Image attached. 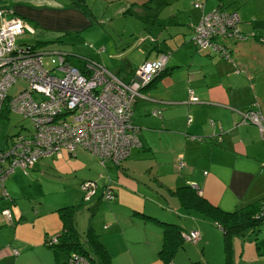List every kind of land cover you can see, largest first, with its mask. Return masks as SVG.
Listing matches in <instances>:
<instances>
[{
    "label": "crops",
    "instance_id": "obj_1",
    "mask_svg": "<svg viewBox=\"0 0 264 264\" xmlns=\"http://www.w3.org/2000/svg\"><path fill=\"white\" fill-rule=\"evenodd\" d=\"M73 1L65 0L69 6L73 5ZM83 1L85 2V0ZM108 1L125 3L129 7L127 10L131 11L130 13L135 10L141 14L146 21L145 24L153 19L155 24H159L163 28L169 25L175 26V34L170 32L169 38H175L181 33L186 36L188 31L184 27L194 29V26L200 21L203 11L204 13L210 12L218 6L236 12L239 17V30L248 32L249 28L243 26L241 29L239 23L258 16L259 11L249 9L253 3H261V6L264 7V0ZM60 3L61 0H0V8L12 9L17 16L29 23L28 26L30 25V28L33 29V32H29V34H36L37 28L46 26L48 19L44 16L50 17L55 14L60 8ZM197 3L203 4V8L196 6ZM168 8L170 10H167ZM243 35L246 36L244 40L231 38L226 43L224 42L229 49L230 60L213 53L206 52L205 55L222 59L217 60L218 63L230 61L236 75L231 74L233 72L229 68H225L220 72H213L212 76L208 73L210 69L201 65L202 59L198 55H194L192 61L200 64L196 69L199 75L195 77L194 81H191L188 78V73L191 70L190 66L193 65L186 60L184 62L177 59L167 62L165 69L153 84L143 90V92L148 91L145 94L146 98H140L135 103L132 117L136 109H146L151 113L154 110L160 111H158L159 116L153 114L154 124L157 125L153 131L160 140L163 138L171 142L166 146H160L159 142L148 140L144 136L145 134L140 131L141 128L138 127L140 146L135 147L128 157L116 165L117 168H122V171H116V179H111L109 183L113 187L117 200L109 206L104 221L93 224L96 232L100 228V239L110 256L111 264L115 263V260L112 261V255H116V249L112 244L115 246L120 244V247L124 245L128 249L127 245L132 242V238L136 239L137 246H140L137 252L141 256H145V252H151L154 256L156 250L161 246L162 227L143 218L142 213L161 220L165 218L176 220L181 226L183 234L192 231L198 232L199 238L196 242L185 237L182 247L176 251L171 263L168 264H195L196 262L201 264H222L223 262L225 264H264V228L262 226H258L259 228L254 230H247L243 235L233 234L228 240H225L221 229L197 210L185 208L187 211L181 212L182 206L177 196L172 193L173 189H167L173 195V199L169 201L171 207L166 208L165 211L164 209L155 211L141 200L122 194L120 191L121 187L125 186L128 191L137 192L138 187L132 182L133 177L130 174H135L132 171V165H135L133 163L137 162L136 159L142 158V160H149L147 164L151 165L148 174L155 172L164 187H166L164 185L166 179L173 182L169 185L170 188L182 186L184 183L185 185L195 184L203 197L224 210L233 211L264 199V134L261 135L257 124L239 123L241 116L238 111H235V109L251 108L259 110L264 117V100L261 93V88H264V40L255 39V37L244 33ZM158 42L155 41V43ZM120 46L116 45V48H120ZM152 49H157V53L164 50L161 44L158 46L155 44L152 45L148 55ZM123 50L124 47H122ZM123 70L122 66L119 71L114 73L123 79H129L134 71L133 68L125 72H122ZM258 73L262 76L260 83L256 80ZM199 79H202L205 85L201 82L195 83ZM179 81L183 82L185 86H194L192 90L198 97V102H190L188 99L187 102H177L180 96L172 88ZM244 87H248V95L241 93V89ZM236 92H239L240 95H234ZM207 96L210 97L202 102V98ZM159 105L161 108L157 107ZM178 105H182V108L179 113H176L172 107ZM215 107L217 110H213ZM204 111L206 114H200ZM179 156H181L183 165L180 169L178 168L177 172L176 162ZM107 161L113 162L107 159L104 166L108 164ZM154 161H156V165H153ZM37 162L31 169H37ZM163 164L169 167L165 176L162 175L159 168L156 171L154 168L155 166L161 167ZM14 173L15 171L6 179L5 188L12 184V181L18 182ZM86 173L89 179L97 181L96 173L93 171ZM107 173L112 176L114 170L112 171L109 167ZM154 180L160 183L156 177ZM9 193L13 194L12 191ZM0 197L3 196L0 195ZM97 205L98 202H95L92 206L94 207L93 214ZM184 213L188 215L185 218L188 223L179 219ZM117 232L122 234L123 244L117 243L115 238ZM3 254L0 253V256Z\"/></svg>",
    "mask_w": 264,
    "mask_h": 264
},
{
    "label": "rangeland",
    "instance_id": "obj_2",
    "mask_svg": "<svg viewBox=\"0 0 264 264\" xmlns=\"http://www.w3.org/2000/svg\"><path fill=\"white\" fill-rule=\"evenodd\" d=\"M261 5V3H253L249 8L259 11L258 16L239 23L240 28L243 26L249 28L248 32L241 30L244 34L264 36V7ZM59 7L58 11L50 16L51 18L47 15L44 16L48 19L45 26L47 28H37L36 34H29V31L27 32L25 29V33L16 37L17 45H20L24 50L37 49L42 53L46 69L54 68L59 64V57H62L67 59V61L65 60L67 63L82 70L86 63L80 66V58L85 57L111 72L119 71L122 66L124 67L122 72L133 68V76L135 70L148 61L146 59L150 60L154 57L160 59L162 56H168L167 62L180 59L193 65L190 66L188 78L194 81L195 77L199 75L196 69L200 64L192 60L194 55H198L202 59L201 65L210 69L208 70L209 74L212 75L213 72L229 68L233 72L231 74L236 75L230 61L218 63L217 60L222 59L216 56L212 58L205 56V51L197 49L193 41L194 29L192 27H184L188 31L186 36L181 33L175 38H169V33L176 31L175 26L169 25L163 28L161 25L155 24L153 19L145 24V19L135 10L132 13H125L124 11L129 7L120 1L85 0L84 2L83 0H74L73 5L69 6L65 0H61ZM222 39L225 43L231 40L229 38ZM155 41L159 42L155 43ZM155 44L157 46L161 44L164 50L157 53V49H152L148 55L152 45ZM116 45L121 46L116 48ZM122 47H124L123 51ZM146 55L148 56L146 57ZM68 59L71 60L68 61ZM162 72L159 71L157 74ZM117 76L122 79L120 75L117 74ZM261 79L262 76L258 73L256 76L258 83ZM147 82H143L141 88ZM199 82L205 85L202 79L195 83ZM24 85V81L19 80L7 90V93L13 96ZM247 88H242L241 93L248 95ZM172 89L180 96L177 102H187L189 90L194 89V86H185L183 82L179 81L173 85ZM147 92H141L142 98H146ZM261 93L264 100V88H261ZM234 95L239 96L240 94L236 92ZM209 97H203L202 102H205V99ZM181 106L172 108L176 113H179ZM157 107L161 108L160 105ZM213 110H217V108L215 107ZM148 111L136 109L132 117L133 126L137 129L140 127V131L145 134L144 136L148 140L159 142L160 146H166L171 141L163 138L160 140L159 136L154 133L153 128L157 125L154 124L153 114L151 111L148 114ZM235 111H238L239 114L241 112L237 109ZM200 114H206V112ZM33 128V123L29 119H25L22 114L10 112L4 108L0 114V148L8 146L12 137L28 134ZM136 161L133 163L135 165H132V171L135 174L130 175L138 190L136 193H132L122 186L121 193L141 200L155 211L169 209L171 207L169 201L173 199V195L167 189L174 190L180 185L170 188L169 185L173 182L166 179V183H164L166 187H164L155 172L148 174V170L151 169V165L147 164L149 160L138 158ZM107 163L104 166L97 156L89 150L79 147L74 153L64 150L53 156L41 157L37 162V169L30 168L25 172L20 167L15 168L14 176L17 177L18 182L12 181V184L5 188L8 190L7 195L0 197V210L2 209L0 211V253H4L0 256V264H61L68 257L66 252L60 250L56 254L50 247L52 240L62 232V221L58 208L67 205L73 206L74 223L81 233L86 232L89 226L93 227V224L104 221L109 206L117 200L113 188L110 190L112 196L108 197L106 185H110L111 179H116V171H122V168H117L115 163L110 161ZM153 165H156V161L153 162ZM109 167L112 171L114 170L112 176L107 173ZM154 168L155 171L159 168L163 176L169 171V167L165 164ZM176 169L178 172V162H176ZM88 171L96 173L97 188L93 193L85 191L81 186L83 181L89 179L86 173ZM154 177L160 183L156 182ZM159 190L164 192H159ZM10 191H12V195L9 193ZM95 202H98V205L93 214L92 206ZM3 208L10 211L11 220L5 217ZM180 211L186 212L187 210L181 207ZM187 216L184 213L179 219L188 223L185 221ZM217 227L219 226L217 225ZM97 233L100 234V228ZM115 238L117 243L123 244L120 232L115 234ZM112 246L116 249V255H112V261L115 260L116 264H166L158 255L162 243L154 256L151 252H145L146 255L141 256L137 252L140 246H137L136 239L133 240V238L132 242L127 245L130 251L124 245L120 247V244L119 246L112 244ZM200 250L201 247L199 252ZM195 264L201 263L196 262Z\"/></svg>",
    "mask_w": 264,
    "mask_h": 264
},
{
    "label": "built area",
    "instance_id": "obj_3",
    "mask_svg": "<svg viewBox=\"0 0 264 264\" xmlns=\"http://www.w3.org/2000/svg\"><path fill=\"white\" fill-rule=\"evenodd\" d=\"M238 21L237 13L232 11L215 9L203 13L194 28L197 49L229 58V49L222 38L244 39ZM25 29L33 32L12 9L0 8V114L6 108L22 114L34 125L28 134L16 135L8 146L0 148L1 196L7 195L5 181L15 168L27 172L41 157L64 150L74 153L77 147L89 150L103 165L107 159L118 165L128 157L131 149L140 145L138 129L132 123V109L141 97V85L162 71L168 61V56L148 60L135 70L130 80L121 79L95 62L86 63L81 70L62 57L58 65L46 69L42 53L17 45L16 37ZM19 80L25 85L15 95H9L7 90ZM188 100L198 102L192 89ZM240 116L239 123L257 124L261 135L264 134L261 112L249 108L241 110ZM177 162L179 167L183 165L181 156ZM81 186L93 193L96 180L88 179ZM193 187L197 188L195 184ZM110 190V185H106L108 197L112 196ZM3 213L11 220L8 209ZM185 237L196 242L199 234L192 231ZM56 242L57 238L52 240V244Z\"/></svg>",
    "mask_w": 264,
    "mask_h": 264
},
{
    "label": "trees",
    "instance_id": "obj_4",
    "mask_svg": "<svg viewBox=\"0 0 264 264\" xmlns=\"http://www.w3.org/2000/svg\"><path fill=\"white\" fill-rule=\"evenodd\" d=\"M201 8H203V4ZM215 9L225 10L220 6L215 7L213 10ZM130 12V10L125 11V13ZM239 32L243 35L240 30ZM243 37L244 39L246 38L245 35H243ZM251 37L264 40V36L251 35ZM210 54L212 53L210 52ZM70 60L68 59V61ZM90 62L93 61L85 57L80 58V66H82L84 63ZM158 76V74H155L150 81L140 88L141 92L149 88ZM140 98H142V96L138 99ZM154 111L157 113L154 114ZM154 111H152V114L159 116V112L157 110ZM138 146L140 145L134 146L131 151ZM181 167L178 165L179 169ZM110 188H113L111 184ZM172 193L177 196L182 207L186 209L197 210L203 216L209 218L214 224L218 225L222 229L225 240H228L233 234H246L247 230L257 229L259 228L258 226H262L264 228V199L242 206L233 211H227L218 205L209 202L200 194V191L197 188L193 187V184L178 186L172 191ZM72 208L73 206L68 205L58 208L62 221V232L56 236L58 241L54 244H50V247L55 251L56 254H58L60 250H64L66 252L68 257L62 261L61 264H83V261L84 263L86 262V264H111L110 256L100 239V235L96 232V229H94L92 226H89L87 231L84 233L78 231L74 223V212ZM92 209H94V207H92ZM141 215L143 218L151 220L162 227V246L158 252V255L165 263H171L176 251L182 247L186 233L183 234L181 226L176 220L172 221L169 218L161 220L145 213H142ZM75 254L77 255V258H74Z\"/></svg>",
    "mask_w": 264,
    "mask_h": 264
}]
</instances>
